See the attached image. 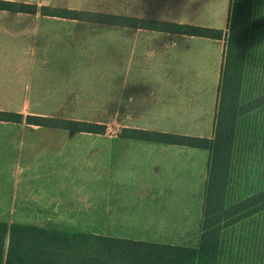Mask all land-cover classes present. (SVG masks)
<instances>
[{"label": "crops", "instance_id": "crops-1", "mask_svg": "<svg viewBox=\"0 0 264 264\" xmlns=\"http://www.w3.org/2000/svg\"><path fill=\"white\" fill-rule=\"evenodd\" d=\"M210 2L50 0L30 4L128 7L129 17L137 19L193 23L216 15ZM133 7H150L145 11L149 13L143 15ZM227 17L228 10L222 9L221 23ZM47 18L37 13H0V111L3 103H21L22 109L15 113H37L29 111V103L34 101L30 99L32 93L42 96L43 84L37 83L41 82L37 73L42 71V64H47L52 45H39L37 39L41 21ZM219 27L212 29L226 31V26ZM120 28L114 31L121 32ZM122 31L128 38H136L133 43L143 50L146 61H136V54L132 53L126 63L112 64L113 103L109 108H100L111 127L103 134L30 126L24 120L19 124L0 122V222L44 232L56 230L129 243L196 249L209 150L124 139L120 133L137 129L211 140L225 40L142 29ZM64 46L69 47H58ZM207 65L210 77L201 78L206 74L197 71ZM65 71L58 69L56 74ZM122 72L128 77L134 73L138 78L122 79ZM120 85L125 88L121 90ZM78 106L73 102L69 108L52 107L49 113L83 112ZM55 118L73 121L77 117ZM83 135L98 138L95 155H91L89 148L79 146ZM8 157L12 160L9 165ZM96 162L97 173L101 171L108 177H97L93 191L83 192L87 179L73 177V168H94ZM8 166L14 168L11 186ZM112 172L118 177L112 178ZM84 243L81 247L91 248L88 254L104 257L103 244L93 240ZM8 244L7 233L5 251ZM35 246L37 250L42 245ZM26 258L31 260L30 264L42 263L39 253H29Z\"/></svg>", "mask_w": 264, "mask_h": 264}, {"label": "trees", "instance_id": "trees-1", "mask_svg": "<svg viewBox=\"0 0 264 264\" xmlns=\"http://www.w3.org/2000/svg\"><path fill=\"white\" fill-rule=\"evenodd\" d=\"M254 1L229 0L225 32L182 23L40 7V15L47 17L89 21L93 24L171 35L225 40L211 140L137 129H124L120 133L124 139L209 150L201 234L198 247L192 249L129 243L115 238L56 230L44 232L25 226H8L0 222V264H30L31 260H27L26 257L32 252L40 254L41 264H218L219 259L225 255L230 257L229 260L239 264L243 258L232 257L233 248L227 235L232 233L234 227L243 224L244 228L246 226L247 235L236 236L234 241L236 240L238 247L244 246L252 258L257 259L258 255L260 263L257 264H264V218L263 221L260 220L264 217V188L234 200H230L228 195L238 125L242 117L264 106V94L250 100H243L241 95L249 36L253 31L264 27V15L256 18L253 16ZM0 11L34 15L38 12V8L36 5L0 0ZM22 120L23 117L19 113L0 111V122L19 124ZM25 123L30 126L63 129L75 133L105 132L104 126L97 124L40 116H27ZM247 230H250V234ZM7 233L9 244L5 251ZM92 240L103 244L104 250L109 249L105 250L104 257L97 258L87 253L91 250L90 247H81L84 242ZM37 243L42 246L34 250L37 248L34 247ZM95 250L96 248L93 249L94 252ZM244 252L246 253L245 250ZM121 253L126 255L123 256ZM17 255L21 256L17 257Z\"/></svg>", "mask_w": 264, "mask_h": 264}, {"label": "rangeland", "instance_id": "rangeland-1", "mask_svg": "<svg viewBox=\"0 0 264 264\" xmlns=\"http://www.w3.org/2000/svg\"><path fill=\"white\" fill-rule=\"evenodd\" d=\"M15 3L30 4L31 2H44L50 0H3ZM223 1V2H222ZM228 1V2H227ZM225 3V4H224ZM229 0H211L209 3L212 11L216 10V15L209 16L210 19H202L201 21L180 22L182 24H199L200 26L219 29L226 26V20L222 21L220 15L222 9L227 11ZM38 8L37 15L40 16V7H49L55 9H69L77 11H96L109 16L129 17L128 7H85V6H52V5H36ZM138 8L141 14L150 7H133V10ZM134 12V11H133ZM144 12V13H143ZM10 14V12H2ZM254 18L264 15V0H255L253 6ZM151 15V14H150ZM157 16V15H156ZM71 20L61 18H50L41 21L40 34L37 43L39 45H52L50 47L51 53L48 56L47 64L41 65V72H38L42 83V96L30 95L31 101L29 111L35 113H19L22 115L25 122L27 116H40L50 119H59L55 117H67L69 115L77 117L73 121H80L85 123H92L104 126L105 131L111 127V121L107 119L105 113H100L102 109L109 108L113 103V88H112V64L120 61L121 63L127 62L129 54H136L138 62L146 61L144 53H142L139 46L133 41L136 38H128L122 31L128 28H120L118 26L93 24L89 21L81 22L76 21L73 24ZM121 22V21H120ZM225 22V24H223ZM176 23V22H174ZM212 25V26H211ZM132 29V28H130ZM227 31V30H226ZM72 37V38H71ZM140 39L141 36L139 35ZM120 42V43H119ZM68 45L69 47H58ZM138 47V48H137ZM49 48V47H48ZM72 49V50H71ZM104 65V66H103ZM61 67V68H60ZM58 69H66L63 73H57ZM210 66L198 70L205 76L201 78L210 77ZM123 71V70H122ZM131 73L128 77L133 79L135 75ZM57 76H64L67 78L61 79ZM35 77V75H34ZM33 77V78H34ZM80 78V79H78ZM138 77H135L137 79ZM195 78V77H194ZM105 80H108V84ZM35 83V79L33 80ZM60 83L63 85L57 88L55 84ZM121 86V85H120ZM33 87V86H31ZM125 87L121 86V90ZM56 91V92H55ZM116 93V92H115ZM264 94V27L253 31L249 36L246 69L241 86V95L243 100L255 99ZM57 95V96H55ZM116 96V95H115ZM42 97L44 101H37ZM56 101H52L57 99ZM73 102L79 105L77 108L84 110L80 113H49L53 108H69ZM4 112H15L22 109L21 103H3ZM86 111L88 113H86ZM52 114L53 116H49ZM22 120V121H23ZM62 120V119H61ZM66 120V119H63ZM26 124V123H25ZM237 138L235 142V153L232 158L230 182L228 195L230 200L237 199L238 197H245L255 193L264 188V106L255 110L254 113H249L242 117L241 123L238 125ZM83 141L79 142V146L84 149L89 148L91 155L96 154L97 150V137L93 139L86 135L81 136ZM77 142V141H76ZM92 146V147H91ZM10 155V154H9ZM9 158V163L12 161ZM10 167V168H9ZM8 180L10 186L13 184L14 168L8 166ZM96 165L90 167L83 165L82 171L73 168V177H81L87 179V185L84 186L83 192H92L97 185V177L107 178L101 171L97 173ZM112 178H117L118 175L114 172L111 173ZM11 190V189H10ZM12 191V190H11ZM264 217L260 220L263 221ZM262 224V223H260ZM244 225V224H243ZM236 226L233 228L232 233H228L230 239V246L233 248L232 257L243 258L239 264H257L260 260L252 258V255L245 249L244 246L238 247L234 237L246 236V226ZM245 230V231H244ZM250 234V230H247ZM248 234V235H249ZM250 236V235H249ZM232 237V238H231ZM252 237V236H250ZM253 238V237H252ZM108 251L109 249H105ZM124 251V250H123ZM108 257V256H107ZM228 256L219 259L218 264H236L235 261L229 260ZM97 259V258H96ZM95 259V260H96Z\"/></svg>", "mask_w": 264, "mask_h": 264}]
</instances>
